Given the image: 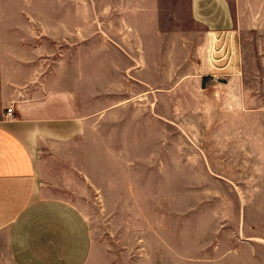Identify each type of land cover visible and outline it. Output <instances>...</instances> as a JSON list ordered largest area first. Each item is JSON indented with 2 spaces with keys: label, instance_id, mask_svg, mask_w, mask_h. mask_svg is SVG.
<instances>
[{
  "label": "rangeland",
  "instance_id": "374dc122",
  "mask_svg": "<svg viewBox=\"0 0 264 264\" xmlns=\"http://www.w3.org/2000/svg\"><path fill=\"white\" fill-rule=\"evenodd\" d=\"M5 4L6 28L30 27L24 36L53 43L57 55L87 56L93 110L106 99L113 119L123 114L129 166L81 169L66 191L91 230L87 264H264V82L257 67L234 83L222 71L199 80L169 70L168 55L145 52L129 20L140 0Z\"/></svg>",
  "mask_w": 264,
  "mask_h": 264
},
{
  "label": "crops",
  "instance_id": "0c3cea01",
  "mask_svg": "<svg viewBox=\"0 0 264 264\" xmlns=\"http://www.w3.org/2000/svg\"><path fill=\"white\" fill-rule=\"evenodd\" d=\"M167 3L140 0L139 9L128 10L145 52L168 55L169 70L192 71L199 80L222 71L234 83L255 65L264 82V0ZM2 18L0 264H87L91 230L66 191L81 169L129 166L123 114L113 119L106 99L93 110L87 56L57 55L53 43L24 36L30 27L6 28ZM127 57L131 64L135 50Z\"/></svg>",
  "mask_w": 264,
  "mask_h": 264
},
{
  "label": "built area",
  "instance_id": "2783aa9c",
  "mask_svg": "<svg viewBox=\"0 0 264 264\" xmlns=\"http://www.w3.org/2000/svg\"><path fill=\"white\" fill-rule=\"evenodd\" d=\"M12 113H13V109L8 107L7 110H6V116L8 118H11L12 117Z\"/></svg>",
  "mask_w": 264,
  "mask_h": 264
}]
</instances>
